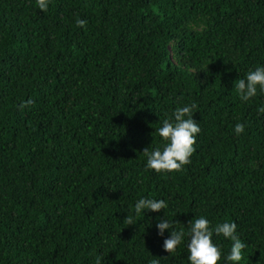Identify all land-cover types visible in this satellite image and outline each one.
Returning <instances> with one entry per match:
<instances>
[{
	"label": "trees",
	"instance_id": "trees-1",
	"mask_svg": "<svg viewBox=\"0 0 264 264\" xmlns=\"http://www.w3.org/2000/svg\"><path fill=\"white\" fill-rule=\"evenodd\" d=\"M257 67L264 0H0V264H190L201 216L246 245L228 261L213 233L218 264H264V93L235 88ZM193 103L191 162L147 168L163 121ZM141 198L168 206L136 214Z\"/></svg>",
	"mask_w": 264,
	"mask_h": 264
},
{
	"label": "clouds",
	"instance_id": "clouds-1",
	"mask_svg": "<svg viewBox=\"0 0 264 264\" xmlns=\"http://www.w3.org/2000/svg\"><path fill=\"white\" fill-rule=\"evenodd\" d=\"M36 3L41 11H46L49 0H36ZM86 23V20H77V25L81 28ZM235 88L240 99L245 102L256 96L258 88L260 92L264 93V67H257L247 74L246 79L237 80ZM31 103L33 102L28 100L26 103H22L20 107H27ZM196 107L195 103L191 106L178 107L173 113L174 123L167 119L163 121V126L158 129V134L165 141L164 146L162 148L157 147L151 152L147 147L143 150L147 157V168L156 173L180 172L183 166L191 162L190 157L195 151L196 135L201 131L199 124L193 119ZM258 112H264V107L259 108ZM234 132L237 135L242 134L244 125L237 123ZM167 206L164 200L141 198L135 204V213L140 214L144 210L159 212ZM125 218L128 226L137 223L131 217ZM188 224L190 225V240L187 245L189 253L187 259L190 264H218L221 259V251L212 241L213 233L222 234L223 237L232 241L230 254L227 256L228 261L239 262L243 259L242 250L246 245L236 234L237 225L235 222H225L212 227L210 221L201 216L189 221ZM156 228L158 234L162 236L166 229L172 228V223L162 219L156 224ZM183 239L184 232L182 230L179 232L170 231L169 238L163 242V250L168 254L176 252ZM153 264H159V262L153 261Z\"/></svg>",
	"mask_w": 264,
	"mask_h": 264
}]
</instances>
